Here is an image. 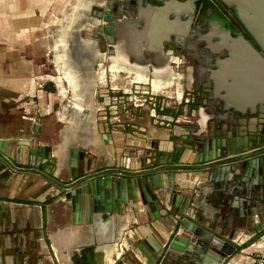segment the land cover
I'll use <instances>...</instances> for the list:
<instances>
[{"label":"water","instance_id":"1","mask_svg":"<svg viewBox=\"0 0 264 264\" xmlns=\"http://www.w3.org/2000/svg\"><path fill=\"white\" fill-rule=\"evenodd\" d=\"M178 1L183 4L187 1L189 3V0ZM214 1L228 11L229 18L237 23V32H239L237 35L241 44L237 45L229 39L227 45L218 47L219 52L218 49L209 48L208 54L203 57L202 68L199 69L202 73L205 72V76L197 74L198 69L195 66L194 76H188V80L186 79L190 86L189 90L186 89L187 87L181 88L185 80L183 74H177L170 79V87L174 85L172 100H180L179 104L182 106L178 104L169 107L174 112L167 118L161 119L160 121L164 122L160 124L151 122L152 117L147 116L148 125L153 129L147 125H144L142 130L137 129L139 130L137 132L146 135L143 138L128 133L130 130L134 131V128L130 126L128 116H124L122 120L119 118L120 111L116 108L117 103L130 102L132 106V99L114 101L112 96L109 98L107 90L93 91L92 100L95 110L92 114L95 113V121H102L104 130H100L99 123L97 128L105 147L114 157L112 167L99 172H92L89 168L84 170L77 168V159L83 158L77 145H74L76 142L66 143L64 147L67 152V165L71 169L69 178L75 179L79 176V179L65 183L63 186V189L66 188L64 197L71 203L77 204L78 195L85 194L88 200L90 199L89 206H92L88 211L90 214L99 212V206L104 207V200L108 201L111 210L119 209L120 212H125V208L128 207L132 215L140 213L138 224L142 222L143 215L146 220L157 219L159 215L165 216L164 221L167 224L161 222L162 242L158 243L150 234L143 237L144 242L141 244L140 252L144 261L136 264H227L235 255L241 254L243 249L258 243L264 237V0ZM90 2L95 4L89 8L91 18L86 21L81 20L83 24L80 25L81 38L93 42L99 40L100 49L103 51L105 40L108 44L105 46L110 48L108 54L114 56L112 45L113 38L117 34L116 27L111 24L112 18L115 17L110 14L119 15L118 9L122 8L118 6H128L126 10L130 12L129 15L135 17L134 19L139 15V11H151L141 14L145 18L144 23L148 26L147 31L143 29L144 32L151 36L150 33L154 31L152 36L157 38L159 44L166 49L163 52L168 56L169 61L174 62L172 64H175L176 68L182 64L183 55L175 54L174 59L173 51L170 50L175 42L179 41V44H182L181 41L186 39L187 35L173 32L166 37L165 30L154 27L156 16L161 15L163 10L168 8L173 14L179 12L172 6L175 4L174 1L81 0L79 8ZM102 2L107 10L104 9ZM199 5L200 3L195 4L193 13L199 11ZM75 12L79 13L76 10ZM72 13L66 16L60 28L64 29L66 25H72L71 32L67 33L69 41L71 38H76L77 25L74 28ZM183 14L184 17L189 18L188 12ZM198 17L197 13L196 19L191 22L195 26L202 23L209 31L207 23L205 24L204 20L199 22ZM159 31L163 34L161 35ZM210 36V33L206 34V37ZM69 41L65 42L66 58L70 55ZM153 49L155 46L152 45L138 51L131 50L132 56L128 59L131 61L136 53L153 52ZM221 51H224V55L219 57ZM65 66L68 68V65ZM126 67L129 69L128 65ZM73 77L70 81L78 86V78L74 75ZM148 79H151L150 75ZM175 80H180V85L176 84ZM77 86H73L71 95L78 94ZM129 86L130 93L123 94L126 98L142 96L146 101L145 104L149 103L151 109L155 108L158 92L151 91L150 82H131ZM184 90L185 94L182 97ZM159 92L164 93V91ZM149 99L153 100V104ZM202 99L214 109L215 113H208L202 117L195 113L197 103ZM69 100L72 101V98ZM191 102L193 105L190 107ZM70 103V107L75 111L72 102ZM81 108L80 111L87 116L90 115L87 107L81 106ZM110 118H113V122H110ZM205 123L208 134L201 136L200 131ZM223 124L229 127L230 137L221 133ZM156 125L158 127L154 128ZM154 132L165 134L158 136ZM127 140L139 144H131ZM34 141L32 138L26 144L23 140L0 139V152L10 155L9 159L4 158V160L12 166L13 154L15 153V160L20 158L22 151L19 146H24L26 147L24 165H28L29 162L32 169L37 167L39 159H44L43 165L50 168L53 164L50 162L51 147H37ZM18 164L23 163L18 160ZM168 170L187 172L183 175L185 179L186 174L188 176L193 171L194 174L189 175L190 180L199 172L206 182L210 183V194L220 213L217 216L201 213L192 199L190 200L193 192L188 193L187 186L182 188L185 192H172L165 202L154 201L156 196L151 189L154 190L161 184V182L158 184V176H162V173ZM171 171L165 174V186L169 187V191H166L165 187V193H171V187H178L179 184L175 181V177L179 178V173ZM111 174L116 176L113 177ZM156 179L157 183L156 181L153 183ZM193 194L196 195L195 192ZM108 204L105 202V209ZM85 206L87 211V199ZM131 214L126 218L129 224ZM45 245L48 256L54 264V257L47 241Z\"/></svg>","mask_w":264,"mask_h":264},{"label":"crops","instance_id":"2","mask_svg":"<svg viewBox=\"0 0 264 264\" xmlns=\"http://www.w3.org/2000/svg\"><path fill=\"white\" fill-rule=\"evenodd\" d=\"M78 1L0 0V139L23 140L28 144V141L34 138L35 146L51 147L50 162H53L50 168H46L43 165L44 159H39L37 167L31 169L29 162L28 165H24L26 147L19 146L22 155L15 160L14 153V161L10 166L4 160V158L9 159L10 155L0 152V264H53L47 253L46 241L53 254L54 264H136L144 261L140 252L141 244L144 242L143 237L150 234L158 243L162 242L161 222L166 223L165 216L159 215L157 219L146 220L142 214L143 220L138 224L140 213L132 215L128 207L125 208V212H120L119 209L111 210L108 201L104 200V207L99 206V212L90 214L88 211L92 206H89L90 199L88 200L85 194L78 195V203L75 205L64 197L65 183L79 179V176L75 179L69 178L71 169L67 165V152L64 150L66 143L76 142L74 145L80 150L83 159H77V168L83 170L89 168L92 172H99L112 167L114 163V157L105 147L97 128L99 123L100 130H104L102 121H95V113L92 119L82 111L77 109L74 111L70 107L72 101L69 100L72 98L70 92L72 89L66 82L57 80L64 71H69L78 78V86H76L79 90L89 81L92 82L91 88L93 85L94 91L104 83L103 76L97 78L94 75L98 64L105 67L103 65L105 59L102 56H106V52L101 51L96 42L85 40L79 34L82 31L80 25H83L81 20L86 21L91 18L89 8L95 3L84 5L77 13L75 10L77 11L81 0ZM172 1L183 4L181 1ZM102 4L104 5V2ZM103 7L106 9L105 5ZM118 7L122 8L118 9L119 15L115 13L116 15L110 14V16L115 17L112 18L113 20H124L125 23L120 26H126L125 31L138 38L139 44L148 39L155 42L158 40L152 36L154 31L150 33L151 36L145 32L141 33L143 22L134 20L132 15H129L130 12L126 10L128 6ZM177 10L179 12L176 14L168 9L157 15L160 18L158 21L155 20L154 27L155 29L161 27L160 29L165 32L167 30V34L164 35L166 37L173 32L187 35L190 24L196 19L197 13L199 14L195 11L193 18L184 17L183 13L188 12V5ZM70 13L73 15L74 28L75 25L77 26L76 38H71L69 41L67 33L71 32L72 25L68 24L64 29L60 28ZM210 37H207L209 43L218 44L211 42ZM59 39L65 46V42L69 41L70 55L66 58L63 52L64 59L66 58L64 62L68 68H65L67 67L65 65L61 66L55 58L54 53L59 47L57 46ZM158 43L153 45L155 46L153 52L136 53L134 58H137L139 65L135 66L141 69L137 73L144 71L147 73L150 66L144 63L142 65V61L156 58L157 62L151 64L153 67L149 74L156 73L163 76L165 82L161 83L167 89L171 83V66L168 63V56L164 55L163 47ZM217 51L219 52V49ZM222 55H224L223 51L220 52L219 57ZM185 56L190 62L196 63L197 69L202 68L196 52H187ZM191 68H194L193 65L186 66L187 76L194 73ZM123 70L120 68L118 72ZM204 74L205 72L201 73L205 76ZM101 79L102 83L94 84L95 80ZM129 87L123 91L130 93ZM189 88L190 86L186 89ZM111 90L116 89L111 88ZM129 98L135 100L132 106L128 102L116 104V108L120 111L119 118L122 120L124 116H128L130 126L134 128V131L130 130L128 133L143 138L146 135L137 132L139 131L137 129L142 130L144 125L149 126L147 116L152 117L151 122L160 124L164 122L160 121L161 119L167 118L174 112L169 107L177 106L181 102L172 100V94L169 95L165 90L163 94L157 93V102L153 109L149 103L145 104L143 99L140 100L136 96ZM189 98L193 99V97ZM149 101L153 104L152 99ZM192 105L193 102L190 107ZM195 113L202 117L215 111L202 99L197 103ZM110 119V122H113V118ZM156 127L158 126L154 128ZM229 130V127L223 124L221 133L230 137ZM200 132L201 136L208 134L206 123ZM154 133L158 136L165 134ZM127 141L131 144H139L133 140ZM18 160L23 164H18ZM168 171L158 176V184L160 182L161 184L156 189H151L156 196L154 201L165 202L172 192H185L182 188L187 186L190 191L188 193H196L190 195V200L192 199L201 213L207 216H217L220 213L210 194V183H207L199 172L190 180L189 175L194 174L193 171L188 176L186 174V179L183 175L187 172L171 171L179 173V178L175 177V181L179 184L178 187H171V193H165L167 188L165 174ZM155 181L157 183V179L153 183ZM166 191H169V187ZM85 199H87V211L86 206L84 207ZM105 202L108 204L106 209ZM147 212L151 215L148 210ZM130 214L132 216L129 224L126 218ZM263 247L264 237L258 243L243 249L241 254L235 255L227 264H251V255Z\"/></svg>","mask_w":264,"mask_h":264},{"label":"flooded vegetation","instance_id":"3","mask_svg":"<svg viewBox=\"0 0 264 264\" xmlns=\"http://www.w3.org/2000/svg\"><path fill=\"white\" fill-rule=\"evenodd\" d=\"M196 3H200L199 11H198L199 12L198 21L204 20V23L205 24L207 23V27L209 28V31L206 30L207 28L204 27V24L201 25V23H199L197 26H195L193 23H191L190 29L187 33V38L184 39L183 41H181L182 44H179V41H178V42H175L173 45L170 44L169 46L170 47H171V45L173 46V48L170 51L171 52L173 51V55H174L173 58L174 59H175V54L184 55V53H186V52H190V53L196 52L198 55V58L200 59L199 64H201L203 62L204 55L208 54L207 50L209 48H211L212 46H213L212 49H218V47L222 48L223 45H227L229 43V39H231V41L237 43V45L241 44L240 43L241 41L238 40L237 34L239 32H237L238 31V27H237L238 25H236L237 23H235V21L233 19L229 18L230 14L228 13V11H226L224 8L219 6L214 0H189L188 13H189L190 17L193 15L194 7H195ZM207 33H210V35L212 36V37H210V41L211 42L214 41L215 43H218V44L213 45L212 43H209L208 42L209 38L206 37ZM235 39H237V41H234ZM193 40L195 41V43H193L194 42ZM178 45H181V47ZM163 50H164V52L166 51V49L164 47H163ZM59 51L60 50L57 47L56 51H55L56 53H54L56 59L59 57L58 56ZM223 53H224V51H223ZM164 55L167 56L165 53H164ZM102 58L105 59L104 64H103V65H105V67H102L101 65L97 66V73H98V70L100 69L99 67H102L103 68V75L102 76H103L104 80H105V75L108 73L109 74L111 73V72H109L110 68H112V67H109L111 61H114L112 66H114V67L117 66V67H119V69H120V67H122L120 65H125L123 62L124 60H122V59L118 60V59L114 58L113 54L110 55V54H108V52H106V56L102 57ZM57 61H58V59H57ZM107 63H109V64H107ZM168 63L171 66V72L172 73H170V76L172 78L175 75H177V74H174V72L176 73L175 64H172L174 62H171V61H168ZM190 63L193 65L194 68H195V66L197 67L195 62L192 61ZM150 70L152 71L151 67L147 69L146 75L148 78H149V75H151V74H149ZM118 73H122V72H118ZM201 73H202V71H199V69H198L197 74L201 75ZM191 74H193V76H194V73H191ZM98 77L100 78L101 76L98 74L97 78ZM114 78H115V76L112 79H114ZM59 79L57 77L58 81L66 82V79H65L63 74H61V77ZM186 79L188 80L187 73H186ZM97 82H99V81H97ZM101 83H102V79H101ZM66 84H67V82H66ZM117 92H118V94H117ZM107 93H108V91H107ZM123 94H126V92H124L123 89L116 91L115 94H112V93L109 94L108 93L109 98H110V96H112L114 101H118V100H122V99L123 100L130 99L129 97L126 98L125 95H123ZM183 94H185V90L182 92V97H183ZM143 102L145 103V100Z\"/></svg>","mask_w":264,"mask_h":264},{"label":"bare ground","instance_id":"4","mask_svg":"<svg viewBox=\"0 0 264 264\" xmlns=\"http://www.w3.org/2000/svg\"><path fill=\"white\" fill-rule=\"evenodd\" d=\"M185 5H188V3L187 2H185V4L175 3L172 6H173V8L175 7L177 9L179 7H185ZM78 9H79V7H77V11H79ZM167 9H165V10H167ZM143 12L145 14L146 12H151V11H139V15L136 16V19H134L135 17H133V19L137 20L139 22L143 21V29L145 31H147L148 30V26L144 23V22H146V21H144L145 18L142 17V15H141ZM157 18L159 19L160 17L156 16V19ZM124 23H125L124 20H122V21H118V20L111 21V24H113L116 27V32L115 33L117 34L113 38L114 41H113V45H112L113 48H114V52H115L114 58H116L118 60L119 59L124 60L123 62H124L125 65H120V66H122L120 68L124 69L122 72L130 71L131 74H133V77H132L133 79H132L131 82H136V83L137 82L138 83L150 82L151 91L152 92H159V91L166 90V88H163V89H159L158 91H153L156 86L163 87L164 84L161 83L162 81L165 82V79H163V76H159L156 73H152L151 74V79H148L145 71L144 72L140 71L141 73H137V72H139V70H141V69H137L136 66H135L136 64L139 65L137 63V61H138L137 58H132L131 61H129V59H128L130 56H132L131 55V50L133 51V50L136 49L138 51V50H142V49H144L146 47H152V45H154V44H156L157 42H160V41L157 40V42H155L153 40H149L148 39L147 41L145 40L146 42L142 41L139 44L138 43L139 42L138 38L133 37V35L127 33V31H125L127 29L126 26H123V27L120 26V24H124ZM143 29H141L142 30L141 33L144 32ZM167 32L168 31L166 30V33ZM59 35H60V33H59ZM57 42H58L57 46H59L58 49L60 50L59 54H58L59 57L57 59H58L59 64L62 66V65H65L64 60L66 61V59H64V54H63V52L65 51V44H62L63 42L60 39ZM62 49H64V50H62ZM157 49H159V48H157ZM102 57H105V56H102ZM134 57H136V56L134 55ZM57 59H56V61H57ZM154 62H157L156 58H154L153 60L142 61V65L148 64L152 68L153 67L152 65L156 64ZM113 63H114V61H111L110 65H109V67H112V68H110L109 72H111V73H115L116 72V74H117L118 70H120V69L117 66L116 67L112 66ZM127 65L129 66V69H128V67H126ZM98 66H100V65L98 64ZM131 66L132 67L134 66V67L132 68ZM143 67H141V68H143ZM99 68L100 69L98 70V73H97V70H96L94 77H97L98 74L100 76H102L103 68L102 67H99ZM63 73H64L63 75H64V77L66 79V82L68 84V87L70 89H72L73 86H76L74 83H72L70 81V80H73V78H74L73 74H71L69 71H66V72L64 71ZM134 77H136V79H134ZM137 78L139 80H141V81L137 80ZM100 82H101V80H100ZM96 83H98V82L95 80L94 84L96 85ZM91 84H92L91 81H89V83L87 82L86 84H84L82 86V88L77 92L78 94H76V95L72 92L73 93V95H72V104H73L72 107H74L78 111L82 110L81 106L87 107L90 110V113H89L90 114L89 115L90 118H92L91 114L95 110V104H93V100H92L93 91H94L93 88L94 87L92 85V88H91Z\"/></svg>","mask_w":264,"mask_h":264},{"label":"rangeland","instance_id":"5","mask_svg":"<svg viewBox=\"0 0 264 264\" xmlns=\"http://www.w3.org/2000/svg\"><path fill=\"white\" fill-rule=\"evenodd\" d=\"M96 42V44H97V46L99 45V43H100V41L98 40V41H95ZM103 44H104V51L103 50H101V51H103L104 53L105 52H109L108 50L110 49V48H108L107 46H105V45H108L107 44V42L104 40L103 41ZM180 46V45H179ZM181 47V46H180ZM187 53V52H186ZM186 53H184V55H183V61H182V64H180V66H178V68H176L175 67V71H176V73L174 72V74H183V76H184V79L185 80H183V84L181 85L182 87V89H184L185 87H188L189 85L187 84V82H186V73H187V70L185 69L186 68V66L188 67V65H191L192 66V64L190 63V60H188L186 57H184L185 56V54ZM182 55V54H181ZM179 63V62H178ZM202 64V63H201ZM202 66H204V65H202ZM195 69L196 68H191V71H195ZM131 72H122V73H117L116 74V72L115 73H108V74H106L105 75V82L103 83V85L102 86H100L99 88H96V90H107L108 91V93L109 94H115L116 93V91H119V90H122V89H127L128 87H129V85H130V83H131V81H132V77H133V74H130ZM115 74V75H114ZM147 74V73H146ZM115 76V78L114 79H112V77H114ZM192 76V75H191ZM134 79H136V77H134ZM137 80H139L138 78H137ZM139 81H141V80H139ZM99 83H100V80H99ZM175 83L176 84H178V85H180V80L179 81H177V80H175ZM173 87H174V85L173 86H171V87H169V88H167L166 90H165V92L167 91V92H169V95H171L172 94V92H173ZM111 88H114V89H116V90H111ZM164 87H158V86H156L155 88H154V90L153 91H158L159 89H163ZM117 94H118V92H117ZM132 97V96H131ZM136 98H139L140 100L141 99H143V97L142 96H136ZM130 99H132L131 101L132 102H134L135 100L133 99V98H130ZM130 103V102H129ZM102 111V110H101Z\"/></svg>","mask_w":264,"mask_h":264},{"label":"built area","instance_id":"6","mask_svg":"<svg viewBox=\"0 0 264 264\" xmlns=\"http://www.w3.org/2000/svg\"><path fill=\"white\" fill-rule=\"evenodd\" d=\"M64 192L66 191V188L63 189ZM252 262L251 264H264V247L251 255Z\"/></svg>","mask_w":264,"mask_h":264}]
</instances>
